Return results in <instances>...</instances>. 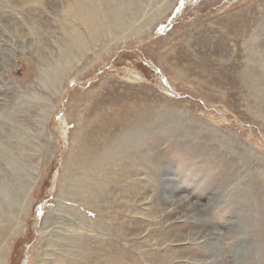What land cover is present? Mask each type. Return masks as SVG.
<instances>
[{"label":"rangeland","instance_id":"374dc122","mask_svg":"<svg viewBox=\"0 0 264 264\" xmlns=\"http://www.w3.org/2000/svg\"><path fill=\"white\" fill-rule=\"evenodd\" d=\"M82 1L0 0V264H264V0Z\"/></svg>","mask_w":264,"mask_h":264},{"label":"bare ground","instance_id":"6f19581e","mask_svg":"<svg viewBox=\"0 0 264 264\" xmlns=\"http://www.w3.org/2000/svg\"><path fill=\"white\" fill-rule=\"evenodd\" d=\"M82 0H80V2H78V5H79V7L81 8V9H84L85 7L83 6V4H81L82 2H81ZM87 5V4H86ZM85 5V6H86ZM87 7V6H86ZM76 10H78V9H76ZM79 12V11H78ZM83 16H81V19L79 18V17H75L77 20H78V22L79 23H82L83 24V22L85 23V21L87 20V22H86V25H90V22H89V20L90 19H92L93 18V16H94V18L96 19V17H95V15H91V16H89L88 17V14L86 13V12H83ZM89 18V19H88ZM107 20V22H108V19H106ZM237 20V19H236ZM240 21V20H239ZM234 23V22H233ZM239 23V22H238ZM96 24V23H95ZM95 24H93V25H90V26H88L87 28H91V27H93ZM97 25V24H96ZM95 25V26H96ZM244 29V28H243ZM94 30V29H93ZM91 31V30H90ZM243 31V30H242ZM88 32V31H87ZM228 34V33H227ZM80 37V36H79ZM78 36H76V41L77 42H79L80 41V38H79ZM81 38H83V37H81ZM236 39V38H235ZM84 40V39H83ZM79 43H82V41H80ZM220 53V52H219ZM189 55V53H182V55H181V57L180 58H185L184 57V55ZM192 57V56H191ZM187 58V57H186ZM236 62V61H235ZM194 63V62H193ZM200 63H202V61H200ZM234 63V62H233ZM237 63V62H236ZM235 63V64H236ZM232 64V63H231ZM186 65V64H185ZM191 65V64H190ZM190 65H188L187 64V67H185L186 69H185V71H188V66L190 67ZM196 65V64H195ZM200 65V64H199ZM202 65V64H201ZM204 65V64H203ZM207 65V64H206ZM192 67H193V65H191ZM196 66H198V65H196ZM234 66V65H233ZM203 67V66H202ZM206 67V66H205ZM227 67V66H226ZM195 68V67H194ZM199 68V67H198ZM223 68V67H222ZM232 68V67H231ZM234 69V68H233ZM239 69V68H238ZM175 70V69H174ZM196 70V69H195ZM194 70V71H195ZM206 70V69H205ZM177 73H179L180 75L181 74H186L185 73V71H182V70H175ZM191 71V70H190ZM203 71H204V69H203ZM226 71V70H225ZM200 72H202V70H200ZM206 72V71H205ZM209 72V71H208ZM238 72V71H237ZM204 73V72H203ZM207 73V72H206ZM233 73H234V71H233ZM239 73H241V72H239ZM236 74V73H235ZM204 75H206V74H204ZM209 75V74H208ZM233 75V74H232ZM237 75H240V74H237ZM236 75V76H237ZM220 76V75H219ZM184 77V76H183ZM196 77V76H195ZM208 78H209V76H207ZM211 77V76H210ZM235 77V76H234ZM238 77V76H237ZM197 78V77H196ZM205 78V77H204ZM213 78V77H212ZM206 79V78H205ZM214 79V78H213ZM213 79H211V81L213 80ZM221 79V78H220ZM224 79V78H223ZM225 80H227V79H225ZM239 80H240V77H239ZM209 81V80H208ZM210 81V82H211ZM214 81V80H213ZM212 81V82H213ZM236 81H237V79H236ZM211 82V83H212ZM215 82V81H214ZM221 82V81H220ZM223 82V81H222ZM218 84V83H217ZM224 84H225V82H224ZM231 84V83H230ZM212 85V84H211ZM226 85V84H225ZM242 85V84H241ZM213 86V85H212ZM217 86V85H216ZM222 86V85H221ZM227 86V85H226ZM239 86V85H238ZM247 86V85H246ZM223 88V87H222ZM231 88V87H230ZM250 88V87H249ZM217 89V88H216ZM235 89V88H234ZM224 90V89H223ZM226 90V89H225ZM221 91V90H220ZM227 91V90H226ZM229 91V90H228ZM258 91V90H257ZM112 92H114V91H112ZM216 92H218V91H216ZM232 92V91H231ZM255 92V91H254ZM224 93V92H223ZM221 94V93H220ZM250 94V93H249ZM114 95V94H113ZM256 95V94H255ZM258 96V95H257ZM106 97V96H105ZM123 97V96H122ZM244 97H246V96H244ZM243 97V98H244ZM103 98V97H102ZM251 98V97H250ZM254 98V97H253ZM106 99V98H105ZM112 99H113V97H112ZM230 99H232V98H230ZM133 100V99H132ZM242 100V99H241ZM119 101H121V100H119ZM131 100L129 99V102H130ZM112 103H113V101H111ZM122 102V101H121ZM125 103H126V101H124ZM123 102V103H124ZM122 103V104H123ZM120 104V103H119ZM126 104H128V103H126ZM254 104V103H253ZM125 105V104H124ZM130 105L131 106H125L126 108H121V109H123V111L122 110H119V111H121V112H118V114H117V117H115V118H113V116L110 118V117H107V115L104 117V119H98V120H94V122L92 123V124H88L89 125V131L90 130H92L93 129V127H95L96 129H97V131H98V133L96 134V135H86L85 136V139H87V141L89 142L88 144H86V145H84V142H83V139H82V137H80L78 140H76L77 141V146H76V148L75 149H77L76 150V153H75V157L73 158V159H75L76 160V163L77 164H80L78 167L79 168H82L81 170L84 172V167H86V166H84L85 164H87V166H88V163H86L90 158H92L94 155H95V157H99L100 156V158L102 157L101 156V153L103 152V151H101L102 150V148H101V146H105V145H110V144H114V143H116L117 142V140H118V138L116 137V135L115 134H112V133H109L108 132V128L110 127L111 128V126H116L119 130L118 131H120V130H124V129H126V128H134V126H138V124L139 123H142L143 121H144V118H142V117H140L139 119H136V120H131V119H129V117H131V112H129V110H131L130 108H132V107H134L136 104L133 102V103H130ZM120 106H121V104H120ZM123 107V106H122ZM125 110V111H124ZM112 111H114V110H112ZM139 111H140V107H139ZM138 111V112H139ZM127 112V113H126ZM111 114H113V113H111ZM111 114H109V116L111 115ZM138 115V114H137ZM136 115V116H137ZM82 127V126H81ZM87 127V126H86ZM82 129V128H81ZM86 130V129H85ZM94 130V129H93ZM106 130V131H105ZM84 131V130H83ZM95 131V133H96V130H94ZM104 131V132H103ZM113 131V130H112ZM80 132V131H79ZM91 132V131H90ZM93 132V131H92ZM108 132V133H107ZM114 132V131H113ZM83 133V132H82ZM86 133V132H85ZM118 134V133H117ZM95 136V137H94ZM97 137V138H96ZM98 137H100V138H98ZM84 139V140H85ZM75 144V145H76ZM89 162V161H88ZM80 170V171H81ZM90 197V196H89ZM5 229L2 231V234L4 235L5 233ZM65 263V261H59V263L58 264H64Z\"/></svg>","mask_w":264,"mask_h":264}]
</instances>
